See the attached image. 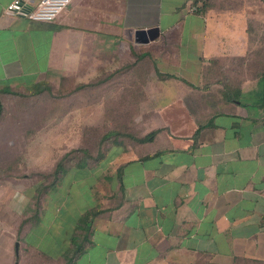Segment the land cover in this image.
Instances as JSON below:
<instances>
[{"label":"crops","instance_id":"1","mask_svg":"<svg viewBox=\"0 0 264 264\" xmlns=\"http://www.w3.org/2000/svg\"><path fill=\"white\" fill-rule=\"evenodd\" d=\"M12 1L0 0V139L15 127L4 146L42 120L35 139L60 91H75L77 123L156 134L71 166L39 205L57 158L26 148L13 163L25 172L0 177V264H264V0H72L53 20ZM39 85L55 96L12 93ZM23 197L34 210L14 228Z\"/></svg>","mask_w":264,"mask_h":264},{"label":"rangeland","instance_id":"2","mask_svg":"<svg viewBox=\"0 0 264 264\" xmlns=\"http://www.w3.org/2000/svg\"><path fill=\"white\" fill-rule=\"evenodd\" d=\"M75 93V91H74ZM54 96H55V91H54ZM71 95H59L58 92V103L57 105L54 104L53 101H47L45 104L41 105V107L43 106V108H45V126L42 129V132L38 134V136L33 139L31 138L30 134H36L38 131L37 126L38 124H44L41 120V122L36 121V120H31L33 122L30 123H26L30 126H35V132L33 133V131H28L26 133L25 130L20 131L19 128L17 127V134L19 136H15L13 137V140L16 142L15 146L12 147H6L3 144L7 143L9 141L8 139V134L9 131H7L10 128H15L12 126H8L5 128V130L1 129V131L3 132V138L0 139V162H7L11 164V175H15V174H19L22 175L24 170L21 169H17L14 171L15 169V165L13 164L15 162V158H21V161H24V159H27L29 157L28 154L25 153V149L28 148L31 149V153H33L32 158H34V156H38V153L35 154V152H37V149L40 148L42 150L47 149V153H46V159L47 162H55L54 158H58L64 151L69 150L72 147L75 146H80L82 144L83 138L81 137V134L83 136V133L87 127L85 122H76V117L78 115L77 110L76 109H81V107H75L70 105V100H71ZM51 98V97H49ZM21 102L23 103V105H27V106H23V108L21 106H17V111H26L28 105H30V100L28 98H23L21 100ZM42 108V109H43ZM97 108V107H96ZM99 108V107H98ZM86 109V107H85ZM103 107H101V111H102ZM142 109L145 111L147 109H149V106L147 107H142ZM76 110V111H74ZM29 112V111H27ZM43 112V111H42ZM31 113V112H30ZM33 113V112H32ZM31 113V114H32ZM55 117V118H53ZM10 119H16V117H14V114L12 116H9ZM44 118V117H43ZM42 118V119H43ZM48 119V120H47ZM103 125L106 124H101L99 123L100 126V132L104 131V127ZM103 128V129H102ZM107 128V127H105ZM72 129V132H71ZM78 130L80 132V136L79 137H74V130ZM30 137V138H29ZM33 139V140H32ZM32 140V141H30ZM84 143V141H83ZM27 150V153H28ZM26 169L30 170V166L24 162V165ZM31 170H33L31 168ZM45 171V170H43ZM43 171H40L41 173ZM25 172V171H24ZM31 172V171H30ZM38 172V173H40ZM40 176V175H39ZM14 178L13 176H11V179ZM17 181V180H16ZM15 181V182H16ZM20 181V180H19ZM2 184V183H1ZM3 185V186H2ZM0 185V196L2 197V192L1 189H5L6 190V186H4L5 184ZM17 188V187H16ZM21 188V187H18ZM4 190V191H5ZM4 193V192H3ZM22 195V194H20ZM15 197V196H14ZM16 198H13V203L16 204L18 203L16 201ZM24 203L21 202L20 204V208H23V206L29 207V209L26 211V213L23 214V217H16V218H12V219H5V222L7 221V225L9 224V226H13L14 228H17V225L25 218V215H28L29 213H32L34 208H33V201L35 200H29V198H24ZM32 211V212H31ZM47 217L48 218H56V215L52 214L51 211H47ZM30 215V214H29ZM33 220V219H32ZM31 220V222H32ZM47 220L42 221V223H46ZM26 226H24L26 229L28 228L29 222H27L25 224ZM43 225V224H42ZM42 225H38L36 230H38L40 227H42ZM43 229V228H42ZM29 239L33 240L36 239V237L34 236H29ZM58 244L55 245V247H57ZM6 248V237L4 234L0 233V252L3 251L2 249ZM55 249V248H54ZM6 250V249H5ZM52 253V252H51ZM1 256L5 257L7 256V253H3L0 254ZM0 256V257H1Z\"/></svg>","mask_w":264,"mask_h":264},{"label":"trees","instance_id":"3","mask_svg":"<svg viewBox=\"0 0 264 264\" xmlns=\"http://www.w3.org/2000/svg\"><path fill=\"white\" fill-rule=\"evenodd\" d=\"M73 92L74 91H60L59 95H71ZM12 93L23 97L35 96L40 98H49L54 96L53 90H50V88L42 85L28 89L24 92L14 91ZM4 106L2 97H0V120L2 112L5 108ZM121 124L117 122L111 127L109 125H103L104 131L102 132H100V126H87L82 136L84 143L82 141L80 146L72 147L61 154L57 158L54 167L40 173V177L44 178V180L38 187L36 195L34 196L35 204H40L44 196L48 194L52 188H55V185L58 184L60 178L71 166H95L102 162V160L106 157L108 149L113 144L123 140L134 141L135 139L145 142L153 139L156 134V131L154 130L147 133L145 136L139 137L134 135L132 127L127 125V123H125L124 126H121ZM10 173H12L11 164L1 161L0 177L8 174L10 175ZM72 256L71 259L74 257Z\"/></svg>","mask_w":264,"mask_h":264},{"label":"built area","instance_id":"4","mask_svg":"<svg viewBox=\"0 0 264 264\" xmlns=\"http://www.w3.org/2000/svg\"><path fill=\"white\" fill-rule=\"evenodd\" d=\"M72 0H42L36 7H27L23 0H13L7 6L8 10L15 11L18 14L35 20H53L55 19Z\"/></svg>","mask_w":264,"mask_h":264},{"label":"water","instance_id":"5","mask_svg":"<svg viewBox=\"0 0 264 264\" xmlns=\"http://www.w3.org/2000/svg\"><path fill=\"white\" fill-rule=\"evenodd\" d=\"M153 30H150L149 32H152ZM143 32H145V31H143Z\"/></svg>","mask_w":264,"mask_h":264}]
</instances>
